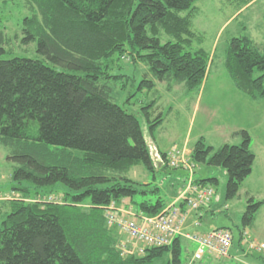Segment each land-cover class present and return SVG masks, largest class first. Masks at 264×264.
<instances>
[{"label": "trees", "instance_id": "obj_1", "mask_svg": "<svg viewBox=\"0 0 264 264\" xmlns=\"http://www.w3.org/2000/svg\"><path fill=\"white\" fill-rule=\"evenodd\" d=\"M27 1L39 12L24 19L23 41L37 43L40 59L0 60V147L12 164L11 191L21 196L7 203L0 220V264H184L179 238L126 259L116 249L110 205L129 199L139 212L155 216L168 203L159 186L132 180L130 171L143 165L155 174L168 167L151 156L138 117L114 101L108 81L115 78L109 73L114 58L130 51L151 76L145 75L141 90H153L155 80L200 89L210 54L191 48L192 19L181 16L197 0ZM7 41L0 29V54ZM225 67L239 90L264 98V46L248 37L232 39ZM163 121L159 115L151 129ZM236 135L240 145L216 150L202 139L192 152L197 165L226 170L227 200L239 196L256 161L249 132ZM197 183L216 186L219 180ZM58 187L65 190L64 202L45 200ZM139 194L156 202L136 203ZM262 206L249 200L246 226H253Z\"/></svg>", "mask_w": 264, "mask_h": 264}, {"label": "rangeland", "instance_id": "obj_2", "mask_svg": "<svg viewBox=\"0 0 264 264\" xmlns=\"http://www.w3.org/2000/svg\"><path fill=\"white\" fill-rule=\"evenodd\" d=\"M38 12L27 0H0V29L8 39L0 60L15 57L40 59L37 43L27 45L23 41L26 37L23 32L24 19ZM181 16L192 19V31L196 36L192 39L191 48L203 49L210 54L209 74L203 86L190 91L184 85L155 80L153 90H141L139 85L145 75L149 74V69L127 51L122 56H116L110 64L109 73L115 77L108 81L112 88V98L138 117L153 158L162 159V153L184 144L192 149L202 139L208 147L216 150L227 144L240 145L243 139L236 133L242 130L249 132L256 161L253 174L244 182L236 199L226 198L229 177L225 169L200 164L196 172L198 179L216 177L219 180V184L214 187L218 203H222L223 207L218 214L207 216V224L211 229L223 227L233 232L235 244L232 252L235 249L236 254L231 253L232 256L226 258L206 255L201 262L193 264H264V249L249 250L243 244L247 234L251 243L264 247V98L255 99L239 90L224 64L230 42L234 38L248 37L256 45L264 46V0H197L193 9L182 12ZM166 38L168 36L164 34V42ZM255 76H259V73ZM148 77L151 78L150 74ZM159 115L164 117V122L152 130L150 121ZM32 128V134H37L38 127L35 125L34 129L33 125ZM7 154V150L0 147V220L8 212L7 203L21 197L11 191L12 164L7 161ZM173 175L168 168L151 174L143 165L134 167L129 173V177L138 183L159 186L164 199L167 186L174 193L184 188V181L182 184L170 182ZM64 195L65 190L58 187L45 200L63 203ZM252 198L254 202H262L263 206L254 225L246 226L244 215ZM145 199L156 202L153 195L139 194L134 197L136 203ZM225 203L227 207H224ZM113 204L116 208L119 205ZM112 229L117 240L116 249L125 259L133 257L120 250L121 245L130 247L131 239L118 227ZM195 248L190 243H182L184 264L190 263V251Z\"/></svg>", "mask_w": 264, "mask_h": 264}, {"label": "built area", "instance_id": "obj_3", "mask_svg": "<svg viewBox=\"0 0 264 264\" xmlns=\"http://www.w3.org/2000/svg\"><path fill=\"white\" fill-rule=\"evenodd\" d=\"M167 165L172 170L186 171L187 178L176 202L165 207L160 214L136 216L121 207L116 208L114 204L107 208L108 226L118 227L132 241L130 247L121 245L120 250L123 254L140 256L145 253L147 247L171 245L185 234L188 212L183 210L181 204L185 203L188 209L199 213L203 208L210 206L215 199L216 189L212 184L197 183L198 166L186 148H173L167 155ZM197 225H200L199 220ZM245 236L243 244L249 250L264 249L263 246L251 243L247 234ZM185 237L196 246L192 263L201 262L206 255L230 257L235 244V236L227 228H218L206 234H187Z\"/></svg>", "mask_w": 264, "mask_h": 264}, {"label": "crops", "instance_id": "obj_4", "mask_svg": "<svg viewBox=\"0 0 264 264\" xmlns=\"http://www.w3.org/2000/svg\"><path fill=\"white\" fill-rule=\"evenodd\" d=\"M162 124L160 126H162ZM180 147L187 148V150L192 155L193 148L192 149L189 148V145L184 144V146H180ZM169 151L170 150H167L165 153H162V154H166L167 155ZM159 160L162 161L160 166H159L160 168L162 167V163H165L167 165L166 158L165 159L162 158V159H159ZM168 169H170V168H168ZM170 170L174 173V175L170 179V182H172V184L173 183L182 184L183 181L185 182V178L187 176V172L186 171H184V170H172V169H170ZM196 179H198V178H196ZM183 187H185V183H184ZM167 189H168V191H165V192H166V200L168 202L167 206H169L170 204L176 202V200L180 196V193H181L180 191H182L183 188L179 192H176V193H174L173 191H170L168 186H167ZM227 206H228V204L225 203L224 207H227ZM118 207H121L122 209H125L126 211H129V213L131 212L132 214H134L136 216L145 215V214L139 212L138 209L134 206V204L129 199L123 200L122 203L118 205ZM221 207H223V204L222 203H218L217 194H216L215 199L212 202V204L210 206L206 207V208H203L199 213L191 211L190 209H188V207L186 205H184V207L182 206L183 210L188 212V220H187L186 226L184 228V233L185 234H184V236H181L179 238L181 240V243L185 242V243H190V245H193V243L190 242L187 237H185V235H187V234H195V233L206 234V233L212 231L213 229L215 230L216 228H212L211 229L210 227H208L207 216L209 214H213V215L218 214L220 209H221ZM197 220H199L200 225H197ZM218 228H223V227H217V229ZM194 250L190 251L191 252V261H190L189 264H193L192 263V257H193ZM235 254H236V251L234 249V251L232 252V255H235Z\"/></svg>", "mask_w": 264, "mask_h": 264}]
</instances>
